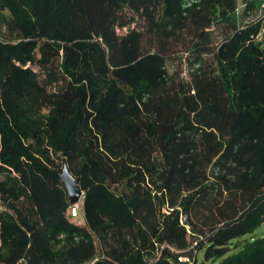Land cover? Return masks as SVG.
I'll return each mask as SVG.
<instances>
[{
  "label": "trees",
  "instance_id": "trees-1",
  "mask_svg": "<svg viewBox=\"0 0 264 264\" xmlns=\"http://www.w3.org/2000/svg\"><path fill=\"white\" fill-rule=\"evenodd\" d=\"M238 8L0 0V264H264V18Z\"/></svg>",
  "mask_w": 264,
  "mask_h": 264
},
{
  "label": "rangeland",
  "instance_id": "rangeland-1",
  "mask_svg": "<svg viewBox=\"0 0 264 264\" xmlns=\"http://www.w3.org/2000/svg\"><path fill=\"white\" fill-rule=\"evenodd\" d=\"M242 4H243V0H239V7L241 8L242 7ZM264 16V12H256L255 14H252V16H250L249 18H247L245 21L246 23L249 22H253L261 17ZM122 33V31H121ZM4 34H5V28L0 24V37H4ZM213 42H214V45H216L217 43H219L221 40H222V34L220 32V30L218 28H215L213 30ZM210 56H208L207 58H209ZM182 70H184V73L183 74V77L186 78V67H182ZM77 207V205H76ZM78 210H79V214L78 216L76 217H71V221L74 222V223H77V224H81L83 225L84 224V221H83V199L81 200L79 206H78ZM255 235L257 237H262L264 236V225L262 227H260L256 232H255Z\"/></svg>",
  "mask_w": 264,
  "mask_h": 264
},
{
  "label": "water",
  "instance_id": "water-1",
  "mask_svg": "<svg viewBox=\"0 0 264 264\" xmlns=\"http://www.w3.org/2000/svg\"><path fill=\"white\" fill-rule=\"evenodd\" d=\"M61 179L68 192L71 205H78L83 199V193L79 187L78 181L71 175L67 168L64 169Z\"/></svg>",
  "mask_w": 264,
  "mask_h": 264
},
{
  "label": "built area",
  "instance_id": "built-area-1",
  "mask_svg": "<svg viewBox=\"0 0 264 264\" xmlns=\"http://www.w3.org/2000/svg\"><path fill=\"white\" fill-rule=\"evenodd\" d=\"M245 5L244 4H242V7L240 8H238L237 9V11H236V16H237V18L239 19V20H241V21H243V22H245V24H247V23H249V22H247L246 23V19L247 18H244V9H245ZM260 12H264V4H263V8L261 9V10H259ZM255 14V13H254ZM250 16H252V14H250L249 15V17ZM248 17V18H249ZM264 18V16L263 17H261V18H259V19H263ZM259 19H257V20H259ZM256 21V20H255ZM254 22V21H253ZM257 41H259V42H264V26H263V28H262V31L260 32V34L257 36ZM79 208L78 207H76V206H74L73 208H72V210H71V213H72V216H74V217H76V216H78V214H79V210H78ZM181 260H184V261H186L187 259L186 258H181Z\"/></svg>",
  "mask_w": 264,
  "mask_h": 264
}]
</instances>
